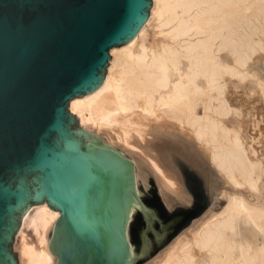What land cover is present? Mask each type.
I'll use <instances>...</instances> for the list:
<instances>
[{"label":"bare ground","instance_id":"6f19581e","mask_svg":"<svg viewBox=\"0 0 264 264\" xmlns=\"http://www.w3.org/2000/svg\"><path fill=\"white\" fill-rule=\"evenodd\" d=\"M150 26L160 37L147 45ZM260 50L264 0H153L139 32L111 49L101 86L70 101L82 125L134 164L131 264L150 250L145 235L136 253L131 226L140 212L151 222V180L169 210L188 206L186 169L215 202L147 264H264V117L239 96L249 90L264 104V79L250 66ZM59 217L46 202L25 213L20 264H55L49 243Z\"/></svg>","mask_w":264,"mask_h":264},{"label":"water","instance_id":"95a60500","mask_svg":"<svg viewBox=\"0 0 264 264\" xmlns=\"http://www.w3.org/2000/svg\"><path fill=\"white\" fill-rule=\"evenodd\" d=\"M152 4L0 0V264H19L22 217L44 202L60 211L55 264H131L134 164L83 129L69 103L101 86L111 49L139 32Z\"/></svg>","mask_w":264,"mask_h":264},{"label":"rangeland","instance_id":"374dc122","mask_svg":"<svg viewBox=\"0 0 264 264\" xmlns=\"http://www.w3.org/2000/svg\"><path fill=\"white\" fill-rule=\"evenodd\" d=\"M156 32L157 31L154 28V26L149 27L146 36L147 45L152 44L157 39L155 37H160ZM253 58L254 59L251 61L250 64L251 68L253 69V71H255L258 74V76L264 79V50L258 51ZM252 81L253 80H248L246 84L251 85ZM242 94H243V99L248 100V105L251 102L253 103V106H255L254 107L255 111L254 110L253 111L255 112L256 116L259 117L258 119L261 121L262 116L264 117V115L261 114L262 112H264V104L260 103L259 101H257L256 103L253 102L254 100L257 99L256 97L257 95H255L254 92H250L248 90V92L239 93V96L242 97L241 96ZM256 110H258L259 113L258 111L256 112ZM79 124L83 129L90 131L91 133L97 135L98 137L102 138L105 141V139L101 135L96 134L94 131L89 130V128H86V126L82 125L80 120H79ZM262 126H264L263 122H262ZM257 128H258L257 130L261 129L260 127ZM111 133L113 136L116 134L113 131ZM186 172H187L188 186H190L194 195L193 203L188 206H182L177 204L173 210L168 209V207L163 202L162 197L158 192L156 182L153 179L151 180L149 191H147L145 195L148 201V204L146 206V211L149 214V218L151 219V222H149L146 219L145 213L140 212V219L137 218L138 220H136L131 226V239L133 241L136 253L138 254L141 252L140 250L143 246V236L145 235L147 239L150 240V250L148 253L139 255L134 264H147L148 262H150L153 258H155L159 254V252L162 249H164L167 246V244L172 239H174L182 230L186 229L190 225L191 221L195 220L198 216H200V214L205 212V210L212 205L213 201L215 202V197L211 198L209 194L206 192V190L202 188L201 184L199 185L198 182H196L197 180L195 179V176L193 175L192 171L186 169ZM224 205H225V201L223 199L217 200L216 208L219 209ZM144 218L146 219L147 222H149V225L144 220ZM26 233L30 240L34 238V233L32 232L31 229H27ZM16 237L13 243V250L15 252H18V250L15 248L17 241Z\"/></svg>","mask_w":264,"mask_h":264}]
</instances>
